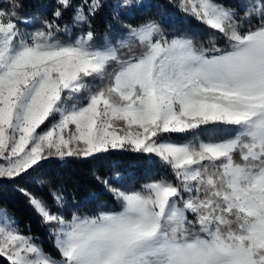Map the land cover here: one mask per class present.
Masks as SVG:
<instances>
[{
	"label": "snow or ice",
	"instance_id": "obj_1",
	"mask_svg": "<svg viewBox=\"0 0 264 264\" xmlns=\"http://www.w3.org/2000/svg\"><path fill=\"white\" fill-rule=\"evenodd\" d=\"M104 6L56 0L33 31L16 0L0 8V178L30 175L50 158L126 151L149 166L158 158L174 180H104L118 209L70 218L63 189L49 190L52 205L20 189L53 225L59 258L6 210L0 255L10 264H264V0H178L226 41L208 48L153 18L98 41L92 20ZM139 6L117 0L113 16ZM221 127L226 137H201Z\"/></svg>",
	"mask_w": 264,
	"mask_h": 264
},
{
	"label": "trees",
	"instance_id": "obj_2",
	"mask_svg": "<svg viewBox=\"0 0 264 264\" xmlns=\"http://www.w3.org/2000/svg\"><path fill=\"white\" fill-rule=\"evenodd\" d=\"M16 2L22 5L21 15L32 20V24L26 26L28 31L43 27L42 21L51 20L56 7V0H16ZM74 2L80 3L81 0ZM116 2L117 0H102L105 6L92 20L93 27L98 33V41L103 40L105 34L118 37L125 32L122 25L136 26L148 18H153L161 24L166 33L191 35L198 47H211L210 41L213 40L217 47L226 46L223 36L180 11L175 6L178 0H144L139 7L123 10L118 19L113 16ZM223 2L238 7L241 0H223ZM8 6L9 0H0V8H8ZM71 15L72 10L69 9L59 23L61 25L65 22L70 23ZM228 134L229 132L223 127L207 128L201 133V137L207 138L213 135L216 138H223ZM185 137L186 134H173L172 138L182 140ZM152 159L156 163L149 166L144 155L126 151H111L88 158L67 157L64 160L50 158L43 161L35 171L30 170V175L16 179H0V208L14 217L25 235L36 238V242L41 243L46 252L59 258V252L54 247L55 237L49 235V228L53 225L43 223L42 217L30 204L28 196L20 189H25L33 196L43 197L49 205L53 204L49 190L63 189L67 198V208L64 211L69 218L71 212L77 209L82 214L94 213L103 205L118 209L112 194L102 181L109 180V183L115 187L138 188L141 184L159 179L164 174L174 180L170 169L162 167L158 158L153 156ZM117 172L123 178L120 183L111 179ZM129 172L134 175L128 176ZM52 211L60 210L53 207ZM0 264H10V261L0 255Z\"/></svg>",
	"mask_w": 264,
	"mask_h": 264
},
{
	"label": "rangeland",
	"instance_id": "obj_3",
	"mask_svg": "<svg viewBox=\"0 0 264 264\" xmlns=\"http://www.w3.org/2000/svg\"><path fill=\"white\" fill-rule=\"evenodd\" d=\"M134 1L136 2V0H134ZM143 2H144V0H140V4L143 3ZM46 123H47V121H46ZM42 127H43V126H42ZM0 179H7V178H0ZM3 212H4V210L0 208V215H2ZM4 257H5V256H4Z\"/></svg>",
	"mask_w": 264,
	"mask_h": 264
}]
</instances>
